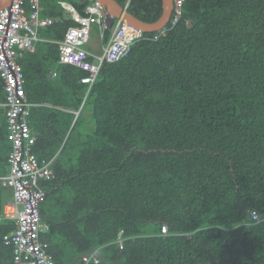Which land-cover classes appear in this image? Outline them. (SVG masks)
I'll return each instance as SVG.
<instances>
[{
  "label": "trees",
  "instance_id": "1",
  "mask_svg": "<svg viewBox=\"0 0 264 264\" xmlns=\"http://www.w3.org/2000/svg\"><path fill=\"white\" fill-rule=\"evenodd\" d=\"M62 1L81 14L90 3L41 0L56 21L18 59L31 151L53 174L37 184L40 239L55 264H264V231L254 232L264 226V0H185L165 35L143 32L90 87L83 70L57 64L56 40L71 22ZM115 1L144 22L162 13V0ZM0 134L3 177L1 108ZM10 199L0 180V213ZM14 226L0 220V264H14L3 241Z\"/></svg>",
  "mask_w": 264,
  "mask_h": 264
},
{
  "label": "built area",
  "instance_id": "2",
  "mask_svg": "<svg viewBox=\"0 0 264 264\" xmlns=\"http://www.w3.org/2000/svg\"><path fill=\"white\" fill-rule=\"evenodd\" d=\"M90 1L84 14L65 5L76 23L67 28L62 40L58 42V62L72 64L83 70L85 74L80 82L86 83L88 87L95 81L105 62H114L124 57L131 44L143 34L133 25L117 19L101 52H89L85 44L92 25H100L108 17L98 1ZM184 1L172 0L171 24L180 18ZM40 10V0H11L8 6L0 8V78L5 92L3 105L6 137L10 142L8 173L0 180L12 190L9 202L11 209L5 216L15 219L14 229L3 240L13 246L14 264H55L47 252V243L40 239V233L46 229L39 209L45 192L37 184L39 178L49 179L53 174L49 168L50 162H39L31 151L35 140L27 121L31 103L25 96L24 75L17 61V49H33L38 41V29L52 23L50 18H40ZM167 30L166 24L153 33V39L165 35ZM55 75V71L51 73V76ZM250 218V225L260 221L256 211L251 212ZM161 232H166V226H162ZM124 240L121 230L115 241L119 248H122ZM93 257L94 253L82 255L81 259L86 263ZM93 261L97 263L98 259L94 258Z\"/></svg>",
  "mask_w": 264,
  "mask_h": 264
},
{
  "label": "crops",
  "instance_id": "3",
  "mask_svg": "<svg viewBox=\"0 0 264 264\" xmlns=\"http://www.w3.org/2000/svg\"><path fill=\"white\" fill-rule=\"evenodd\" d=\"M81 1H85V0H81ZM90 2H91V1H90ZM66 4L72 6L76 11H78V9L75 8V7H74L69 1H62V2H61V5H62V6H63V7L69 12V13L65 16V19H70V20H71V22H68V23H67V26H66L65 31L67 30L68 27H70V26H72V25H74V24L76 23L75 20L71 17V11H69V10L65 7ZM88 4H89V3H88ZM40 6H41V10H40V18H50V19L52 20V23H51V24H53V22L56 21V18L52 17L51 15H42L44 9H43V7H42V5H41V0H40ZM78 12H79V11H78ZM107 16H108V17L106 18L105 22H102L100 25H98V24H94V25H92V27H91V32H90L89 39H88L87 43L85 44V48H86V50H88V51L91 52V53H94V54H98V53H100L101 50H102V47H103V46L108 42V40H109V39H108L106 43H104V42L102 41V39H103V31H104V29H105L106 27H110V26H112V29H113V27H114V23L116 22L117 19L114 18L112 15H108V14H107ZM110 19H111V21H110ZM114 20H115V22H114ZM51 24H49V25H51ZM49 25H46V26H49ZM46 26L40 27V28L38 29V31H37L38 41L35 43V46H34L33 49H31V50H21V49H17V61H18V59H19L20 57L22 58V56L24 55L25 52H34V51H35V48H36L37 45L42 44L43 42L46 41V39L42 38V37L39 36V34H38V32L40 31V29H42V28H44V27H46ZM94 26L97 27V31H93ZM65 31H64V34H65ZM111 33H112V30H111ZM64 34H63V36H64ZM92 35H96V36H97V38H98V45L93 44V46H92V45L89 44ZM110 35H111V34H110ZM63 36H62V38H63ZM62 38H61L60 40H56L57 45H58V42L62 40ZM18 63L21 65V63H20L19 61H18ZM57 64H59L58 61H57ZM21 68H22V67H21ZM54 70H55V69L50 70L49 73H53ZM22 71H23V70H22ZM3 103H4V101H2V102L0 101V108L3 109V110L5 111V107H4ZM30 107H31V106H30ZM29 109H30V108H29ZM5 123H6V122H5ZM6 130H7V128H6ZM1 141L3 142L2 144H1ZM1 146H3V148H4V147L7 146V144H6V142L3 141V137H2V135L0 134V147H1ZM0 154L2 155V154H3V151H1ZM0 177H2V176H0ZM52 177H53V176H52ZM10 201H11V199H10L7 203H5V205L3 206V212L0 213V216H1L0 220H1L2 218H12V219H14L13 217H7V216H5V215H6V212H7V213L10 212V209H11L10 206H9V202H10ZM14 221H15V219H14ZM14 227H15V226H14ZM46 229H47V224H46ZM3 241H4V240H3ZM4 244H6V243L4 242Z\"/></svg>",
  "mask_w": 264,
  "mask_h": 264
},
{
  "label": "water",
  "instance_id": "4",
  "mask_svg": "<svg viewBox=\"0 0 264 264\" xmlns=\"http://www.w3.org/2000/svg\"><path fill=\"white\" fill-rule=\"evenodd\" d=\"M98 1L106 14L112 15L116 19H120L130 25H133L142 32L156 31L170 19L172 10V0H162V13L153 22H144L132 14H130L126 7L120 6L115 0H95ZM11 0H0V8L8 6ZM111 21V19H110Z\"/></svg>",
  "mask_w": 264,
  "mask_h": 264
},
{
  "label": "rangeland",
  "instance_id": "5",
  "mask_svg": "<svg viewBox=\"0 0 264 264\" xmlns=\"http://www.w3.org/2000/svg\"><path fill=\"white\" fill-rule=\"evenodd\" d=\"M90 45L93 46V44L95 45H98V38L96 35H92L91 36V39H90V42H89ZM254 224H251V226L253 227ZM254 232L257 234V235H260L261 233H263L264 231V226L262 225L261 222H259L258 224L254 225Z\"/></svg>",
  "mask_w": 264,
  "mask_h": 264
}]
</instances>
